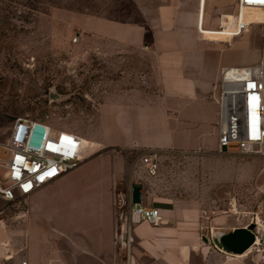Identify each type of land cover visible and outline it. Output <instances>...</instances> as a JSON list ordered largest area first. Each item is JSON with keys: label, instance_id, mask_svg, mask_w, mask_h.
Here are the masks:
<instances>
[{"label": "crops", "instance_id": "crops-1", "mask_svg": "<svg viewBox=\"0 0 264 264\" xmlns=\"http://www.w3.org/2000/svg\"><path fill=\"white\" fill-rule=\"evenodd\" d=\"M205 3L198 0V34L202 41L226 44L238 14H222L220 27L204 28ZM238 11L244 19L263 17L257 9ZM83 29L102 35L110 31L119 50L140 44L149 48L150 42L129 25L87 18ZM184 43L151 57L152 92L136 87L113 95L111 135L93 154L90 140L69 173L24 200L0 199V264H253L203 241L212 230L208 210L196 199L164 196L159 173L150 176L143 163L149 155L208 160L223 155L216 153V99L227 66L217 45ZM125 151L135 152L134 165L127 166ZM207 168L214 176V169ZM134 185L140 187V205L157 209L161 220L133 224V243L127 253L118 252L113 201L120 194L128 211ZM18 205L22 209L12 211Z\"/></svg>", "mask_w": 264, "mask_h": 264}, {"label": "rangeland", "instance_id": "rangeland-1", "mask_svg": "<svg viewBox=\"0 0 264 264\" xmlns=\"http://www.w3.org/2000/svg\"><path fill=\"white\" fill-rule=\"evenodd\" d=\"M236 3H205L204 28L220 27L222 14H238L227 43H214L227 68L250 66L260 57L263 29L255 23L263 17L244 19ZM197 4L198 0H0V142H6L17 119H31L75 133L86 144L93 141L95 145L88 148L93 154L97 144L111 135V100L118 89L122 93L143 87L152 92L155 53L195 40L214 45L202 41L197 32ZM239 17L241 23H254L240 35ZM87 18L129 25L150 42L149 48L140 44L119 50L110 31L103 35L85 31ZM124 154L127 166L134 165L135 152ZM0 157L7 159L6 149ZM158 173L166 186L164 196L196 199L208 210L210 234L264 218V157L240 155L230 145L228 152L210 160L157 157ZM113 206L117 219L113 244L125 252L115 236L127 212L120 194ZM21 209L18 205L12 211ZM245 258L252 261L251 254Z\"/></svg>", "mask_w": 264, "mask_h": 264}, {"label": "built area", "instance_id": "built-area-1", "mask_svg": "<svg viewBox=\"0 0 264 264\" xmlns=\"http://www.w3.org/2000/svg\"><path fill=\"white\" fill-rule=\"evenodd\" d=\"M238 10L259 9L263 18L256 25L262 27L260 57L257 63L234 67L227 78L228 68L221 71L216 99V153L230 145L240 155L264 157V2L237 0ZM254 23L237 21V32L243 33ZM232 70V69H231ZM253 84L255 87L249 88ZM6 149L7 159L0 157V199L7 202L24 200L42 187L56 181L77 167L81 161L83 138L75 133L54 129L50 125L31 119H17L6 142H0V153ZM147 173H157V157L143 158ZM124 223L115 232L125 252L133 243L131 227L139 221L157 225V209L131 205L129 202ZM254 242L251 246L253 264H264V218L250 221Z\"/></svg>", "mask_w": 264, "mask_h": 264}, {"label": "water", "instance_id": "water-1", "mask_svg": "<svg viewBox=\"0 0 264 264\" xmlns=\"http://www.w3.org/2000/svg\"><path fill=\"white\" fill-rule=\"evenodd\" d=\"M222 153H226V149L222 148ZM140 187L134 185L132 187L130 203L131 205H140ZM253 225L248 227L234 228L229 231L220 229L211 232L209 239L203 237V241L211 243L217 249L235 256L243 255L249 250L254 242V236L251 233ZM124 264V263H123Z\"/></svg>", "mask_w": 264, "mask_h": 264}, {"label": "bare ground", "instance_id": "bare-ground-1", "mask_svg": "<svg viewBox=\"0 0 264 264\" xmlns=\"http://www.w3.org/2000/svg\"><path fill=\"white\" fill-rule=\"evenodd\" d=\"M233 73H234V67H229L228 68L227 78H230L231 74H233ZM84 143H85V141L83 139V146H84ZM257 219H259V217H257ZM250 253H251V248L249 250H247L243 255H240V256H237V257H245V256L249 255Z\"/></svg>", "mask_w": 264, "mask_h": 264}, {"label": "snow or ice", "instance_id": "snow-or-ice-1", "mask_svg": "<svg viewBox=\"0 0 264 264\" xmlns=\"http://www.w3.org/2000/svg\"><path fill=\"white\" fill-rule=\"evenodd\" d=\"M258 2H264V0H258ZM248 87H249V88H253V87H255V85H253V84H249Z\"/></svg>", "mask_w": 264, "mask_h": 264}]
</instances>
